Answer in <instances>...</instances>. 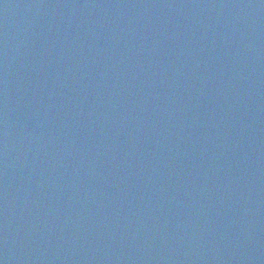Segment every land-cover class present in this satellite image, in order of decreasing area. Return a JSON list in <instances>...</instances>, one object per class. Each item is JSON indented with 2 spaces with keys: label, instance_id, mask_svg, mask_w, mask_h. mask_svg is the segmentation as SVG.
<instances>
[{
  "label": "water",
  "instance_id": "95a60500",
  "mask_svg": "<svg viewBox=\"0 0 264 264\" xmlns=\"http://www.w3.org/2000/svg\"><path fill=\"white\" fill-rule=\"evenodd\" d=\"M0 264H264V0H0Z\"/></svg>",
  "mask_w": 264,
  "mask_h": 264
}]
</instances>
